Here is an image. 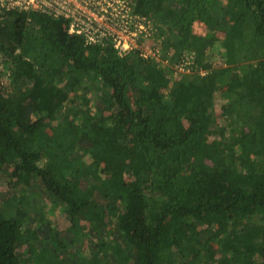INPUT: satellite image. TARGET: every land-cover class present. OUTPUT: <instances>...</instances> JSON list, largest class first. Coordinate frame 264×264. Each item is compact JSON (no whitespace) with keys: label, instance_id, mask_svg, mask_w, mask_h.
Here are the masks:
<instances>
[{"label":"trees","instance_id":"16d2710c","mask_svg":"<svg viewBox=\"0 0 264 264\" xmlns=\"http://www.w3.org/2000/svg\"><path fill=\"white\" fill-rule=\"evenodd\" d=\"M135 10L189 72L0 13V264H28L49 200L109 264H264V0Z\"/></svg>","mask_w":264,"mask_h":264},{"label":"built area","instance_id":"2783aa9c","mask_svg":"<svg viewBox=\"0 0 264 264\" xmlns=\"http://www.w3.org/2000/svg\"><path fill=\"white\" fill-rule=\"evenodd\" d=\"M40 12L64 19L68 32L86 44H112L118 56L138 50L143 58L155 59L176 72H189L193 63L185 55L169 64L161 55V36L154 22L135 10V0H0V13Z\"/></svg>","mask_w":264,"mask_h":264},{"label":"rangeland","instance_id":"374dc122","mask_svg":"<svg viewBox=\"0 0 264 264\" xmlns=\"http://www.w3.org/2000/svg\"><path fill=\"white\" fill-rule=\"evenodd\" d=\"M214 51H216V49ZM219 57L220 54L216 52L213 59L215 58L217 60ZM170 63L173 64L174 62L169 61V64ZM91 93L94 95V89L91 90ZM218 93L219 92L216 93V102L219 101L217 102V107H219L221 103L217 95ZM211 138L212 136L210 139ZM5 189L6 181L2 178L0 179V193ZM46 202L49 215H44V222L42 228H40V233L36 234L35 240H31L32 248L28 250L26 245L19 247L20 253L28 258V264H83V261L89 260L94 252L99 254L98 258L101 259L99 264H109L107 260L110 258L109 250L112 248L108 242H106L107 244L104 248L101 247L100 249L102 252V248H109L108 251L106 250L105 257L101 254L100 250H94L90 247L93 245L87 247L91 238L88 239L86 236V242L83 243V235L79 229L66 231L67 229L64 227L66 225V218L59 215L60 209L56 208L54 204H51L50 200ZM34 216L37 220L39 217L38 212ZM95 239H97L96 236L93 240ZM83 246H85L84 249L82 248ZM39 258L42 259L40 260ZM35 261H37V263H35ZM115 264L119 263L116 262Z\"/></svg>","mask_w":264,"mask_h":264}]
</instances>
